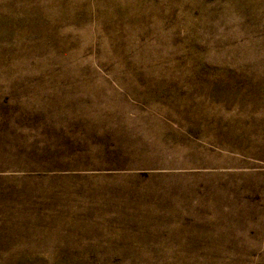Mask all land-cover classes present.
Masks as SVG:
<instances>
[{"label":"rangeland","instance_id":"374dc122","mask_svg":"<svg viewBox=\"0 0 264 264\" xmlns=\"http://www.w3.org/2000/svg\"><path fill=\"white\" fill-rule=\"evenodd\" d=\"M0 264H264V0H0Z\"/></svg>","mask_w":264,"mask_h":264},{"label":"trees","instance_id":"16d2710c","mask_svg":"<svg viewBox=\"0 0 264 264\" xmlns=\"http://www.w3.org/2000/svg\"><path fill=\"white\" fill-rule=\"evenodd\" d=\"M1 172H3V171H2V169H1V167H0V174H1Z\"/></svg>","mask_w":264,"mask_h":264}]
</instances>
